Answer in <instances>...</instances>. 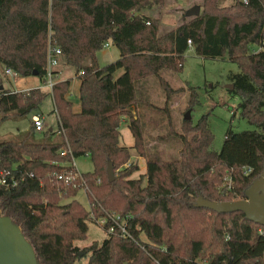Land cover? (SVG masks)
Returning a JSON list of instances; mask_svg holds the SVG:
<instances>
[{
    "label": "trees",
    "instance_id": "16d2710c",
    "mask_svg": "<svg viewBox=\"0 0 264 264\" xmlns=\"http://www.w3.org/2000/svg\"><path fill=\"white\" fill-rule=\"evenodd\" d=\"M164 1L0 0V64L44 83L48 49L59 47L80 80L81 108L75 111L68 97L71 78L56 79L50 91H15L0 76V122L36 114L49 94L57 112L58 133L47 130L38 137L31 121L27 132L0 139V177L18 180L0 183V209L20 226L40 264H264L263 225L242 211L218 213L197 205L199 197L246 198L264 168V0H234L226 7L204 0L199 15L159 34V18L139 12ZM106 42L120 56L100 65L96 54ZM190 48L205 58L227 54L238 65L229 78L241 116L257 129L230 126L217 151L209 114L196 123L184 119L179 158L163 159L146 149L136 84L156 76L167 113L171 97L185 91L192 110L200 103L197 88L175 89L162 75L182 72ZM124 121L134 136L132 147L120 143ZM62 148L75 158L88 156L93 171L69 182L58 179L70 167L71 155L61 154ZM131 148L146 158V172L138 177ZM109 161L117 175L113 181ZM82 188L89 207L77 198ZM106 213L126 219L133 238L108 234L85 249L87 262L77 263L75 240L86 236L92 216Z\"/></svg>",
    "mask_w": 264,
    "mask_h": 264
},
{
    "label": "rangeland",
    "instance_id": "374dc122",
    "mask_svg": "<svg viewBox=\"0 0 264 264\" xmlns=\"http://www.w3.org/2000/svg\"><path fill=\"white\" fill-rule=\"evenodd\" d=\"M168 0L165 3V9L168 13L163 15L161 24L159 25V34L166 33L184 21H188V11L194 6H200L202 11L205 7L204 0ZM234 0H218V7H226L233 3ZM164 10V9H163ZM157 12V11H156ZM62 61V58H61ZM62 66V62L60 64ZM59 65V66H60ZM63 75L61 78H75L76 68L74 66L62 67ZM239 72L238 65L231 62L228 55L222 58L212 59L197 55L193 49H189L185 53L184 68L180 73H175L170 70H164L162 75L168 80L173 88L187 87V84L195 86L198 91L200 103L191 110V118L194 123L204 115L209 114V124L214 133V148L219 151L222 148L226 137V132L231 126L234 131L254 130L256 125L250 124L241 116L239 109L240 97L230 88L234 85L230 80L231 73ZM2 77L3 84L6 87L14 88L17 91L25 90L28 86L35 85L43 88L45 91H50L48 87L42 83L37 76H20L17 79H10L6 76ZM14 81V84H13ZM71 100L78 105V98L75 93L78 92L77 81L74 80L70 86ZM136 93L143 99L139 106V114L141 116L143 132L145 136L146 149L151 154H158L163 159H178L179 150L182 146V141L179 134L182 133V124L187 112V92L174 94L170 99V112H166V92L159 83L156 76H149L136 84ZM186 95V98L184 96ZM54 101L52 95L49 94L40 107L33 113L38 115L44 114V127L52 126L54 129L58 127L57 119L53 114ZM32 117L20 118L17 120H4L0 122V139L15 137L20 133H25L30 127ZM122 139L120 143L127 146L133 144L128 142L125 133L130 130L126 127V123H122L120 127ZM129 131V132H128ZM42 133L37 132L40 137ZM132 157L130 162L137 163L139 170L133 173V176L138 177L139 174L146 172V158L140 156L134 148L130 149ZM77 168L83 172H91L94 169L93 163L88 156H80L76 158ZM128 166V164L126 165ZM116 172V171H115ZM144 184L146 183L144 179ZM81 203L89 207V201L86 191L82 188L77 195ZM116 214V213H115ZM119 215V214H117ZM92 216L87 222L88 232L86 236L80 240H75L83 255L77 263H85L89 259V254L86 252L93 242L101 243L107 236L103 228L93 222ZM93 220V221H92ZM89 241H92L88 244Z\"/></svg>",
    "mask_w": 264,
    "mask_h": 264
},
{
    "label": "water",
    "instance_id": "95a60500",
    "mask_svg": "<svg viewBox=\"0 0 264 264\" xmlns=\"http://www.w3.org/2000/svg\"><path fill=\"white\" fill-rule=\"evenodd\" d=\"M189 16L200 14V6L188 11ZM234 88V85H230ZM184 119H191V110ZM108 180L113 181L117 175L112 161L107 166ZM199 207H206L218 213L242 211L250 221L264 226V168L261 175L254 180L246 191V198L232 201H211L203 197L197 200ZM83 251L79 252L82 256ZM0 264H40L30 242L26 239L19 225L0 209Z\"/></svg>",
    "mask_w": 264,
    "mask_h": 264
},
{
    "label": "built area",
    "instance_id": "2783aa9c",
    "mask_svg": "<svg viewBox=\"0 0 264 264\" xmlns=\"http://www.w3.org/2000/svg\"><path fill=\"white\" fill-rule=\"evenodd\" d=\"M243 2H247V0H242ZM191 45V40L188 41ZM111 45L110 42H106L104 44V48H107ZM264 47V40L260 48ZM63 52L59 47H49L48 49V65H47V74L45 77L44 85L48 87L50 90L52 89L56 79L57 74L54 72L56 67L60 64V59L63 57ZM0 73L3 76H10V77H17L19 74L10 67L3 66L0 64ZM15 90V89H14ZM17 91V90H15ZM32 122L35 126L36 132L42 131L44 129V118L42 115L34 114L32 115ZM61 154L67 155L70 154L71 158L68 161V165L70 166L69 169L62 171L61 173L57 174V178L60 180H64L66 182L72 181L77 177L82 176V172L77 168L76 165V158L72 155L70 148H62ZM0 183L5 185H16L18 180L15 178H7L5 175L0 177ZM93 221V220H92ZM95 223L99 224L103 230L105 231L106 235L111 233L118 232L123 237L133 238L131 232L127 228V220L121 218L120 215L115 213H106L103 216L94 218Z\"/></svg>",
    "mask_w": 264,
    "mask_h": 264
},
{
    "label": "crops",
    "instance_id": "0c3cea01",
    "mask_svg": "<svg viewBox=\"0 0 264 264\" xmlns=\"http://www.w3.org/2000/svg\"><path fill=\"white\" fill-rule=\"evenodd\" d=\"M166 1H168V0H165L164 1V3H162V4H153L152 5V7H150V8H144V9H142L139 13H142V14H145V15H149V16H152V17H155V18H159V20H160V24H161V19L164 17L163 15H165V14H167L168 13V10L167 9H165V3H166ZM176 2H178L177 0H176ZM164 9V10H163ZM157 11V12H156ZM164 34V33H163ZM192 48H190V50H191ZM189 50V49H188ZM120 56V51H119V49L115 46V45H113V44H111L109 47H107V48H104V49H102V50H100V51H98L97 52V54H96V58H97V61H98V63L100 64V65H104V64H107V63H109V62H111V61H114V60H116L118 57ZM62 58V61H61V59H60V64H61V62H62V66L60 65H58L57 67H56V70L58 71V73H57V79H66V78H61L62 76L61 75H63V69H62V67H65V66H67V67H70V65H68V64H66V60H65V57L63 56V57H61ZM90 63V58H88V60L86 61V64H89ZM121 72V71H120ZM33 76H35V75H33ZM6 77H8V78H10V79H17L18 77H20V75H18L17 77H10V76H6ZM74 80H76L77 81V87H78V92H77V94L75 93V96L78 98V105L77 106H75V104L73 103V109L75 110V111H79L80 110V108H81V104H80V100H79V86H80V80L76 77V75H75V78L73 77V78H71V83L74 81ZM43 83V82H42ZM13 84H14V81H13ZM71 86V85H70ZM4 87H6V85L4 84ZM35 87H37V86H33V85H31V86H28L25 90H27V89H31V88H35ZM39 87V86H38ZM7 88H9V87H7ZM14 88H15V86H14ZM14 88H10V89H12V90H14ZM43 89V88H42ZM71 90H69V92H68V97H69V99H71ZM184 98H186V95L184 96ZM73 102V101H72ZM53 114L55 115V117H56V119H57V123H58V127L56 128V129H54L52 126H50L49 128H45L44 127V129L42 130V131H38L39 133H42V134H44V132H46L47 130H50V131H53V132H56L57 131V133H58V129H59V122H58V117H57V112H56V110H55V105H54V108H53ZM42 116H43V118L45 119V116H44V114H41ZM31 117H32V115H31ZM32 121V120H31ZM123 123H126V127L129 129V127H128V123L126 122V121H124ZM122 125V124H121ZM130 130V129H129ZM121 132V131H120ZM129 132V131H128ZM37 133V132H36ZM42 134H40V135H42ZM125 135H126V137H127V140H128V142H132V140H134V136H133V134L131 133V131L129 132V133H125ZM120 139H122V132H121V138ZM135 141V140H134ZM133 141V142H134ZM121 142V141H120ZM122 145H125V144H123V143H121ZM134 145V143L133 144H129V146L128 147H132ZM125 146H127V145H125ZM131 151V150H130ZM131 154H132V152H131ZM133 156V155H132ZM145 168H146V166H145ZM78 241V240H77ZM81 241V240H80ZM92 241H89L88 242V244H90Z\"/></svg>",
    "mask_w": 264,
    "mask_h": 264
}]
</instances>
